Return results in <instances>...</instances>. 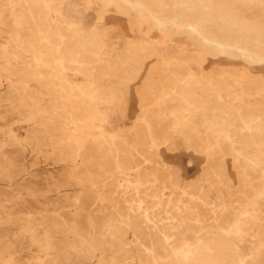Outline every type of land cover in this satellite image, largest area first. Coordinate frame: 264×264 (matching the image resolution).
I'll list each match as a JSON object with an SVG mask.
<instances>
[{
    "label": "rangeland",
    "instance_id": "1",
    "mask_svg": "<svg viewBox=\"0 0 264 264\" xmlns=\"http://www.w3.org/2000/svg\"><path fill=\"white\" fill-rule=\"evenodd\" d=\"M126 1L0 0V264H264V0Z\"/></svg>",
    "mask_w": 264,
    "mask_h": 264
},
{
    "label": "bare ground",
    "instance_id": "2",
    "mask_svg": "<svg viewBox=\"0 0 264 264\" xmlns=\"http://www.w3.org/2000/svg\"><path fill=\"white\" fill-rule=\"evenodd\" d=\"M11 1H12V0H11ZM44 1H45V0H44ZM125 1H126V0H125ZM130 1H131V0H130ZM101 2H103V1H101ZM108 2H109V1H108ZM126 2H127V1H126ZM134 2H135V0H134ZM136 2H137V1H136ZM136 2H135V3H136ZM8 3H9V1H8ZM104 3H105V2H104ZM122 3H123V2H122ZM130 3H131V2H130ZM15 4H16V3H15ZM101 4H102V3H101ZM112 4H113V3H112ZM112 4H111V5H112ZM116 4H117V3H116ZM128 4H129V2H128ZM225 4H226V3H225ZM111 5L109 4V6H111ZM124 5H126V4L124 3ZM137 5H138V4H137ZM132 6H134V5H132ZM132 6H129V7H132ZM135 6H136V5H135ZM126 7H127V6H126ZM137 8H138V7H137ZM159 8H160V7H159ZM260 9H261V8H260ZM135 10H136V9H135ZM135 10H133V11H135ZM150 10H151V9H150ZM103 11H104V10H103ZM136 11H137V10H136ZM138 11H139V10H138ZM146 11H147V10H146ZM146 11H145V12H146ZM125 12H127V11H125ZM141 12H142V11L140 10V12H139L138 14L140 15ZM147 13H150V12L147 11ZM143 14H144V13H143ZM151 15H152V14H151ZM151 15H150V16H151ZM179 15H180V14H179ZM137 18H138V17H137ZM150 18H151V17H150ZM155 18H156V17H155ZM55 21H56V20H55ZM153 21H156V20H153ZM141 22H142V21H141ZM160 22H161V21H160ZM160 22H159V23H160ZM231 22H232V21H231ZM261 22H262V21H261ZM261 22H260V23H261ZM162 23H164V22H162ZM198 23H199V22H198ZM206 23H207V22H206ZM263 23H264V22H263ZM60 24H61V23H60ZM150 24L152 25L153 23H150ZM165 24H166V22H165ZM234 24H236V23H234ZM158 25H159V24H158ZM160 25H161V24H160ZM166 25H168V24H166ZM210 25H211V24H210ZM260 25H261V24H260ZM260 25H259V26H260ZM43 26H44V24H43ZM61 26H62V25H61ZM152 26H153V25H152ZM174 26H175V25H174ZM232 26H233V25H232ZM162 27H163V25H162ZM172 27H173V26H172ZM172 27H171V29H173ZM261 27H263V26H261ZM155 28H156V26H155ZM158 28H159V27H158ZM158 28H157V29H158ZM169 28H170V27H169ZM182 28H183V27H182ZM76 29H77V28H76ZM78 29H79V28H78ZM159 29H161V28H159ZM184 29H185V28H184ZM189 29H190V28H189ZM198 29H200V28H198ZM204 29H205V28H204ZM262 29H264V28H262ZM60 30H61V29H60ZM79 30H80V29H79ZM92 30H93V29H92ZM205 30H206V29H205ZM45 31H46V30H45ZM61 31H62V30H61ZM159 31H161V30H159ZM166 31H167V30H166ZM219 31H221V30H219ZM163 32H164V31H163ZM190 32H192V31H190ZM60 33H61V32H60ZM78 33H79V32H78ZM83 33H84V32H83ZM166 33H167V32H166ZM176 33H178V32H176ZM195 33H196V32H195ZM197 33H198V35H200V34H199V31H197ZM86 34H88V33H86ZM86 34H85V35H86ZM90 34H91V33H90ZM170 34H171V32L169 33V35H170ZM203 34H204V31H203ZM206 34H207V33H206ZM65 35H66V34H65ZM78 35H79V34H78ZM82 35H84V34H82ZM88 35H89V34H88ZM163 35H164V34H163ZM169 35H168V36H169ZM193 35H195V34H193ZM74 36H75V35H74ZM93 36H94V35H93ZM196 36H197V35H196ZM196 36H194V37H196ZM204 36H207V35H204ZM80 37H82V36H80ZM90 37L93 38L91 35H90ZM90 37H88V38H90ZM165 37H166V36H165ZM198 37H199V36H198ZM198 37H197V38H198ZM201 37H202V36H201ZM64 38H65V37H64ZM64 38H62V39H64ZM67 38H68V37H67ZM73 38H74V37H73ZM76 38H77V37H76ZM84 38H85V37H84ZM84 38H83V40H85ZM88 38H87V39H88ZM94 38H96V37H94ZM70 39H71V38H70ZM78 39H79V38H78ZM96 39H97V38H96ZM96 39H95V41H96ZM199 39H202V38H199ZM203 39H205V38H203ZM203 39H202V40H203ZM80 40H81V39H80ZM205 40H206V39H205ZM53 41H54V42H55V41L57 42L58 40L55 39V40H53ZM73 41H74V40H73ZM92 41H94V40H92ZM198 41H199V40H198ZM203 41H204V40H203ZM65 42H66V41H65ZM81 42H82V41H81ZM86 42H87V41H86ZM205 42H209V43H211L210 41H207V40H206ZM255 42H256V41H255ZM263 42H264V41H263ZM67 43H68V42H67ZM91 43H92V42H91ZM96 43H97V42H96ZM258 43H259V42H258ZM63 44H65V43H63ZM70 44H71V42H70ZM73 44H74V43H73ZM81 44H82V43H81ZM94 44H95V43H94ZM254 44H255V43H254ZM58 45H60V42H59ZM86 45H87V44H86ZM204 45H205V44H204ZM207 45H208V44H207ZM207 45H206V46H207ZM217 45H218V44H217ZM259 45H261V43H260ZM67 46L69 47V44H67ZM87 46H88V45H87ZM58 47H59V46H58ZM72 47H73V46H72ZM75 47L77 48V46H75ZM75 47H74V48H75ZM80 47L82 48V45H81ZM145 47H146V46H145ZM203 47H204V46H203ZM255 47H256V46H255ZM24 48H27V46L24 47ZM83 48H84V47H83ZM223 48H224V47H223ZM226 48H227V47H226ZM252 48H253V47H252ZM142 49H143V48H142ZM144 49H145V48H144ZM144 49H143V50H144ZM215 49H216V48H215ZM219 49H220V48H219ZM219 49H217V50H219ZM233 49H234V48H233ZM60 50H61V49H60ZM69 50H70V49H69ZM69 50H68V51H69ZM72 50H73V49H71L70 52H72ZM77 50H78V49H77ZM81 50H82V49H81ZM147 50H148V49H147ZM222 50H223V49H222ZM239 50H240V49H239ZM239 50H238V52H239ZM65 51H66V47H65ZM73 51H74V50H73ZM83 51H84V50H83ZM140 51H141V50H140ZM140 51H138V54L140 53ZM219 51H220V50H219ZM240 51H241V50H240ZM60 52L63 53V50H61ZM70 52H69V53H70ZM77 52H78V51H77ZM84 52H86V51H84ZM143 52H144V51H143ZM143 52H142V53H143ZM145 52H146V49H145ZM221 52H222V51H221ZM243 52H246V51H243ZM243 52H242V53H243ZM53 53H54V52H53ZM78 53H79V52H78ZM146 53H147V52H146ZM248 53H249V52H248ZM250 53H251V52H250ZM66 54H67V53H66ZM73 54H74V53H73ZM82 54H83V53H81V55H82ZM253 54H254V53H253ZM55 55H56V54H55ZM58 55H59V54H58ZM75 55H76V54H75ZM79 55H80V54H79ZM79 55H78V56H79ZM261 55H262V54H261ZM59 56H61V55H59ZM59 56H58V57L56 56V57L59 58ZM83 56H84V54H83ZM255 56H256V55H255ZM263 56H264V55H263ZM133 57H134V56H133ZM257 57H258V56H257ZM68 58H71V57H68ZM78 58H79V57H78ZM83 58H84V57H83ZM259 58H260V57H258V59H259ZM60 59H61V58H60ZM66 59H67V58H66ZM74 59H75V58H74ZM76 59H77V58H76ZM86 59H88V58H86ZM86 59L84 58V60H86ZM134 59H135V58H134ZM144 59H145V58H144ZM260 59H261V58H260ZM260 59H259V60H260ZM262 59H263V58H262ZM64 60H65V59H64ZM81 60H83V59H81ZM121 60H122V59H121ZM136 60H137V59H136ZM263 60H264V59H263ZM87 62H88V60H87ZM165 62H166V61H165ZM57 63H58V61H57ZM60 63H61V62H60ZM60 63H59V64H60ZM77 63H78V62H77ZM84 64H85V63H84ZM61 65H62V63H61ZM69 66H70V65H69ZM102 67H103V66H102ZM67 71H68V70H67ZM69 71H70V70H69ZM108 72H109V71H108ZM42 74H43V73H42ZM119 74H120V73H119ZM212 74H213V73H212ZM218 74H219V73H218ZM216 75H217V74H216ZM216 75H215V76H216ZM221 75H222V74H221ZM204 76H206V75H204ZM209 76H210V75H209ZM211 76H212V75H211ZM215 76H214V77H215ZM174 77H175V76H174ZM214 77H213V78H214ZM199 78H200V77H198V79H199ZM204 78H205V77H204ZM209 78H210V80H211V77H209ZM219 78H220V77H219ZM207 79H208V78H207ZM221 79H222V78H221ZM241 80H243V79H241ZM241 80H240V81H241ZM244 80H245V79H244ZM244 80H243V81H244ZM202 81H203V80H202ZM212 81H213V80H212ZM237 81H238V80H237ZM243 81H242V82H243ZM204 82H205V81H204ZM214 82H216V80H215ZM218 82H219V81H218ZM245 82H246V81H245ZM220 83H221V82H220ZM223 83H224V82H223ZM185 84H186V83H185ZM202 84L204 85V84H207V83H203V82H202ZM211 84H212V83H211ZM221 84H222V83H221ZM240 84H241V82H240ZM147 85H148V84H147ZM216 85H217V84H216ZM222 85H223V84H222ZM244 85H245V83H244ZM75 86H76V85H75ZM218 86H219V85H218ZM220 86H221V85H220ZM183 87H184V86H183ZM243 87H244V86H243ZM248 87H249V86H248ZM248 87H247V88H248ZM177 88H178V87H176L175 89L177 90ZM179 88H180V87H179ZM181 88H182V87H181ZM190 88H191V87H190ZM207 88H208V87H207ZM213 88L215 89V87H213ZM216 88H217V87H216ZM219 88H222V87H219ZM223 88H224V87H223ZM247 88H246V89H247ZM249 88H250V87H249ZM252 88H253V87H252ZM262 88H263V87H262ZM262 88H261V89H262ZM188 89H189V88H188ZM204 89H206V88H204ZM209 89H210V88H209ZM217 89H218V88H217ZM256 89H257V88H256ZM186 90H187V89H186ZM189 90H190V89H189ZM218 90H220V89H218ZM224 90H225V89H224ZM191 91H192V89H191ZM202 91H203V90H202ZM216 91H217V90H215V92H216ZM221 91H222V90H221ZM243 91H244V90H243ZM250 91H251V90H250ZM252 91H254V90H252ZM177 92H178V91H177ZM181 92H182V91H180L179 93H181ZM183 92L186 93V91H184V89H183ZM205 92H206V91H205ZM247 92H248V90H247ZM247 92H246V94H247ZM258 92H259V91H258ZM263 92H264V90H263ZM169 93H170V92H169ZM188 93H189V91H188ZM192 93H193V92H192ZM195 93H196V92H195ZM195 93H194V95H193V94H192V95L195 96V95H196ZM200 93H202V92H200ZM207 93H209V92H207ZM212 93H213V92H212ZM212 93H211V94H212ZM219 93H220V92L218 91V94H219ZM221 93H222V92H221ZM237 93H238V92H237ZM239 93H241V92H239ZM156 94H158V92H157ZM251 94H252V93H251ZM253 94H254V93H253ZM261 94H263V93H261ZM158 95H159V94H158ZM181 95H182V94H181ZM197 95H198V94H197ZM204 95H205V94H204ZM220 95H221V94H220ZM238 95H239V94H238ZM256 95H257V94H256ZM168 96H169V95H168ZM174 96H175V95H174ZM176 96H177V95H176ZM179 96H180V94H179ZM183 96H184V95H183ZM193 96H192V97H193ZM239 96H240V95H239ZM245 96H246V95H245ZM247 96H248V95H247ZM172 97H173V96H172ZM186 97H187V94H186ZM261 97H262V96H261ZM150 98H151V97H150ZM166 98H168V97H166ZM188 98H189V97H188ZM195 98H196V97H195ZM195 98H194V99H195ZM197 98H199V97H197ZM203 98H204V97H203ZM252 98H253V97H251V99H252ZM256 98H257V97H256ZM72 99H73V98H72ZM147 99H148V98H147ZM164 99H165V98H164ZM190 99H191V96H190ZM192 99H193V98H192ZM249 99H250V97L248 98V100H249ZM251 99H250V100H251ZM150 100H151V99H150ZM150 100H149V101H150ZM187 100H188V99H187ZM202 100H203V99H202ZM204 100H207V98L204 99ZM262 100H263V99H262ZM152 101H153V100H152ZM152 101H151V102H152ZM158 101H159V100H158ZM200 101H201V100H200ZM251 101H252V100H251ZM263 101H264V100H263ZM170 102H172V101H170ZM185 102H186V101H185ZM194 102H195V101H194ZM202 102H203V101H202ZM206 102H207V101H206ZM255 102H256V101H255ZM157 103H158V102H157ZM196 103H197V102H196ZM196 103H195V105H196ZM204 103H205V101H204ZM259 103H260V102H259ZM259 103H258V104H259ZM147 104L150 105L151 103H150V104L147 103ZM184 104H185V103H184ZM189 104H190V103H189ZM192 104H193V103H192ZM258 104H257V105H258ZM262 104H263V103H262ZM145 105H146V104H145ZM157 105H158V104H157ZM243 106H245V104H244ZM251 106H252V105H251ZM263 106H264V104H263ZM195 107H196V106H195ZM206 107H207V106H206ZM245 107H246V106H245ZM161 108H162V107H161ZM242 108H244V107H242ZM260 108H261V105H260ZM163 109H164V108H163ZM207 109H208V108H207ZM261 109H263V108H261ZM202 110H203V109H202ZM242 110H243V109H242ZM254 110H256V108H255ZM258 110H259V108H258ZM258 110H257V111H258ZM155 111H157V110H155ZM204 111H206V110H204ZM208 111H209V110H208ZM246 111H248V110H245L244 112H246ZM250 111H251V110H250ZM149 112H150V111H149ZM152 112H153V110H152ZM160 112H161V111H160ZM194 112H195V111H194ZM197 112H198V111H197ZM206 112H207V111H206ZM241 112H242V111H241ZM244 112H242V114H243ZM248 112H249V111H248ZM239 113H240V112H239ZM250 113H251V112H250ZM149 114H150V113H149ZM153 114H154V113H153ZM153 114H152V115H153ZM155 114H158V113L155 112ZM155 114H154V116H155ZM195 114H196V113H195ZM195 114H194V115H195ZM255 114L257 115V112H256ZM250 115H251V114H250ZM252 115H254V114H252ZM148 116H149V115H148ZM154 116H153V118H154ZM170 116H171V115H170ZM208 116H209V115H208ZM242 116H243V115H242ZM261 116H262V115H261ZM145 117H146V116H145ZM151 117H152V116H151ZM162 117H163V116H162ZM237 117H238V115H237ZM153 118H152V119H153ZM146 119H147V118H146ZM252 119H253V118H252ZM191 120H192V119H191ZM150 121H151V120H150ZM152 121H153V120H152ZM158 121H159V120H158ZM172 121H173V120H172ZM199 121H200V120H199ZM242 121H243V120H242ZM247 121H248V119H247ZM142 122H143V121H142ZM147 122H148V120H147ZM196 122H197V121H196ZM248 122H249V121H248ZM262 122H263V121H262ZM162 123H163V122H162ZM193 123H194V122H193ZM205 123H206V122H205ZM90 124H91V123H90ZM145 124H146V123H145ZM153 124H154V123H153ZM212 124H213V123H212ZM212 124H211V125H212ZM241 124H243V123H241ZM92 125H93V123H92ZM162 125H163V124H162ZM168 125H169V123H168ZM243 125H244V124H243ZM89 126H90V125H89ZM194 126H195V125H194ZM203 126H204V125H203ZM222 126H223V125H222ZM244 126H245V125H244ZM94 127H95V126H94ZM152 127H153V126H152ZM154 127H155V126H154ZM156 127H157V126H156ZM168 127H169V126H168ZM196 127H197V126H196ZM218 127H219V126H218ZM239 127H242V126H239ZM166 128H167V127H166ZM200 128H201V127H200ZM247 128H248V127H247ZM142 129H143V127H142ZM142 129H141V130H142ZM144 129H145V128H144ZM213 129H214V128H213ZM215 129H216V128H215ZM218 129H219V128H218ZM255 129H256V128H255ZM155 130H156V129H154L153 131H155ZM208 130H209V129H208ZM219 130H220V129H219ZM233 130H234V129H233ZM233 130H230V131H233ZM247 130H248V129H247ZM263 130H264V129H263ZM142 131H143V130H142ZM149 131H150V127H149ZM160 131H161V130H160ZM189 131H190V130H189ZM212 131H213V130H212ZM212 131H211V133H213ZM216 131H217V130H216ZM236 131H237V128H236ZM248 131H249V130H248ZM197 132H198V131H197ZM205 132H206V131H205ZM219 132H220V131H219ZM245 132H247V131H245ZM261 132H262V130H261ZM141 133H142V132H141ZM154 133H157V132L155 131ZM233 133H235V132H233ZM256 133H258V132H256ZM224 134H225V133H224ZM158 135H159V134H158ZM165 135H166V134H165ZM204 135L206 136V134H204ZM240 135H241V134H240ZM248 135H249V134H248ZM258 135H260V134H258ZM146 136H147V135H146ZM156 136H157V135H156ZM200 136H201V135H200ZM242 136H243V135H242ZM260 136H262V135H260ZM147 137H148V136H147ZM160 137H161V135H160ZM193 137H194V136H193ZM234 137H235V136H234ZM250 137H251V136H249V138H250ZM143 138H144V137H143ZM161 138H162V137H161ZM164 138H165V137H164ZM164 138H163V139H164ZM116 139H117V138H116ZM167 139H168V138H167ZM167 139L165 138V142H166ZM200 139H201V138H200ZM227 139L230 140L229 137H228ZM81 140H82V139H81ZM140 140H141V139H140ZM156 140H157V139H156ZM156 140H155V141H156ZM159 140H161V139H159ZM190 140H191V139H190ZM194 140H195V139H194ZM112 141H113V140H112ZM191 141H192V140H191ZM238 141H239V139H238ZM241 141H242V140H241ZM251 141H252V139H251ZM255 141H256V140H255ZM255 141H254V142H255ZM242 142H243V141H242ZM114 143H115V142H114ZM156 143H157V142H156ZM195 143H196V142H195ZM229 143H230V142H229ZM240 143H241V142H240ZM108 144H109V143H108ZM123 144H124V143H123ZM191 144H194V141H193V143L191 142ZM197 144H198V143H197ZM200 144H201V142H200ZM82 145H83V144H82ZM109 145H111V144H109ZM198 145H199V144H198ZM234 145H236V144H234ZM153 146H154V145H153ZM190 146H191V145H190ZM150 147H151V145H150ZM150 147H149V148H150ZM109 149H111V148H109ZM234 149H235V148H234ZM116 152H118V150H117ZM148 154H149V153H148ZM140 155H141V154H140ZM145 155H146V154H145ZM146 156H147V155H146ZM95 158H96V157H95ZM121 158H122V157H121ZM118 159H119V158H118ZM122 160H123V159H122ZM128 160H129V159H128ZM250 161H251V160H250ZM258 161H259V160H258ZM119 162H121V161H119ZM125 162H126V161H125ZM125 162H124V164H125ZM127 162H128V161H127ZM127 162H126V163H127ZM129 162H130V161H129ZM122 163H123V162H122ZM152 163H153V162H152ZM124 164H122V165H124ZM153 164H154V163H153ZM253 164H254V163H253ZM128 165H129V164H128ZM110 166H111V165H110ZM140 167H141V166H140ZM257 168H258V167H257ZM137 169H138V168H137ZM251 169H252V168H251ZM259 171H260V170H259ZM262 171H263V170H262ZM263 173H264V172H263ZM255 174H256V172H255ZM139 175H140V174H139ZM262 176H263V175H262ZM174 179H175V178H174ZM260 179H261V178H260ZM260 179H259V180H260ZM97 180H98V179H97ZM253 180H254V179H253ZM257 182H258V181H257ZM170 190H171V189H170ZM195 193H196V192H195ZM195 193H194V195H195ZM178 197H179V196H178ZM172 199H173V198H172ZM201 199H202V198H201ZM207 201H208V200H207ZM158 202H159V201H158ZM212 206H213V205H212ZM167 207H168V206H167ZM219 208H220V207H219ZM173 210H174V209H173ZM188 213H189V212H188ZM167 216H168V215H167ZM189 216H190V215H189ZM181 217H182V216H181ZM240 217H241V216H240ZM189 218H190V217H189ZM156 219H157V218H156ZM184 219H185V217H184ZM235 219H236V218H235ZM174 220H175V219H174ZM235 221H236V220H235ZM161 223H162V222H161ZM244 223H245V221H244ZM217 225H218V224H217ZM236 225H237V224H236ZM241 226H242V225H241ZM192 227H193V226H192ZM164 229H165V228H164ZM231 229H232V228H231ZM242 229H243V228H242ZM233 230H234V229H233ZM238 230H239V229H238ZM239 231H240V230H239ZM225 232H226V231H225ZM243 234H244V233H243ZM228 235H229V234H228ZM180 239H181V238H180ZM213 239H214V238H213ZM165 240H166V239H165ZM226 241H227V240H226ZM263 241H264V240H262V243H263ZM203 242H204V241H203ZM227 242H228V241H227ZM173 243H174V242H173ZM175 243H176V242H175ZM228 243H229V242H228ZM212 244H213V243H212ZM215 244H216V243H215ZM227 245H228V244H227ZM257 245H258V244H257ZM211 246H212V245H211ZM213 246L215 247L216 245H213ZM200 247H201V246H200ZM208 247H209V246H208ZM214 247H213V248H214ZM225 247H226V246H225ZM197 248H198V247H197ZM209 248H210V247H209ZM198 249H199V248H198ZM216 249H217V248H216ZM230 249H231V248H230ZM172 250H173V249H172ZM206 251H207V250H206ZM211 251H212V253H213V249H212ZM152 253H153V252H152ZM194 254H195V253H194ZM154 255H155V254H154ZM187 255H188V257H189V254H187ZM210 255H211V254H210ZM208 257H209V256H208ZM148 258H149V257H148ZM196 258H197V257H196ZM202 258H203V257H202ZM193 259H194V256H193ZM198 259H199V258H198ZM225 260H226V259H225ZM154 261H155V260H154ZM194 261H195V260H194ZM148 262H149V261H148ZM150 262H151V261H150ZM157 262L159 263V261H157ZM239 262H240V261H239ZM243 262H244V261H243ZM154 263H155V262H154ZM158 263H157V264H158ZM164 263H165V262H164ZM218 263H219V262H218ZM173 264H174V263H173ZM202 264H203V263H202ZM204 264H205V263H204ZM214 264H215V263H214Z\"/></svg>",
    "mask_w": 264,
    "mask_h": 264
}]
</instances>
